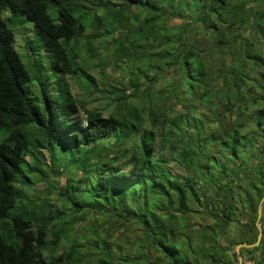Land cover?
<instances>
[{
    "label": "trees",
    "instance_id": "16d2710c",
    "mask_svg": "<svg viewBox=\"0 0 264 264\" xmlns=\"http://www.w3.org/2000/svg\"><path fill=\"white\" fill-rule=\"evenodd\" d=\"M161 2L0 0V264H89L82 250L90 247L103 249L108 264L113 261L104 242L73 243L64 257H46L67 231V213L38 208L25 192L33 178L46 176L47 168L65 178L57 195L65 198L73 222L81 221L75 215L87 209L139 227L141 251L130 261H145L153 252L158 258L153 264L236 263L235 247L256 242L257 206L264 195V0H167L172 10L173 5L187 8L190 22L176 36L181 48L162 54L160 65L173 58L177 98H183L185 108L188 103L207 109L210 117L204 121L216 126L208 128L186 111L163 118L158 138L154 122L153 129L144 127L142 113L130 102L142 92L134 82L131 95L115 89L109 116L95 110H85L84 120L78 115V101L63 75L79 74L92 93L99 92L93 77L75 62L78 41L87 38L90 25H99L98 12L108 26L98 38L120 30L131 7L151 15L138 21L125 40L116 39L115 60L121 62L129 52L126 42L137 47L132 38L172 41L156 30L161 17L151 14L164 10ZM192 26L213 35L207 52L213 54L207 56L212 67L187 37ZM24 28L31 32L24 48V57L33 61L30 70L14 47V30ZM40 52L48 62L43 79ZM223 54L233 56L229 64ZM250 74L259 83L255 78L249 85ZM35 81L38 88L32 89ZM145 112L149 119L155 116L150 105ZM127 157L129 168L122 171L115 164ZM171 162L183 175L174 176ZM262 208L261 241L240 250L243 264H264V203ZM195 217L201 224L189 226L187 220ZM239 218L244 230L227 247L230 225L242 223Z\"/></svg>",
    "mask_w": 264,
    "mask_h": 264
},
{
    "label": "rangeland",
    "instance_id": "374dc122",
    "mask_svg": "<svg viewBox=\"0 0 264 264\" xmlns=\"http://www.w3.org/2000/svg\"><path fill=\"white\" fill-rule=\"evenodd\" d=\"M161 6L164 10L158 13H151L161 17L156 22V30L159 31V29H162L164 36H168L172 41L167 44L164 43V40L162 41L160 39L156 42H148L140 37L132 38L131 40H133V43L136 44L137 47L133 48L130 44L131 42H126L125 45L129 52L125 58H122L123 61L121 62L115 60L113 44L116 42V39L125 40L126 36L129 35V31H132L134 27H136L138 21L142 22L151 15L142 9L131 7L127 13H124L125 17L121 20L122 28H120V30H117V32L111 36H102L98 38L95 37L96 34H102L108 29L106 17H104L105 14L98 12L99 14L97 17L100 19L99 25L96 28L90 25L85 35L87 38L84 37L78 41L77 58L75 62L78 67L83 68L93 77L99 92L92 93L87 82L80 77L79 74L63 75L70 85L71 93L78 101V115L82 120L85 118V110H95L100 112L104 117L114 113L113 101L116 99L115 89H122L126 91V95H131L132 88L130 86L134 82L139 84L142 92L137 98H132L130 102L133 107L138 108L142 113V117L145 120L143 124L144 127L152 128L151 123L152 121L154 122V129L157 132L156 135L158 138L162 131L163 118H172L175 115L186 114V111L188 114L199 117L203 121L204 126L208 128L216 126V124L204 121V119L206 120L210 117L207 109L195 107L194 105L188 106V103L185 108L183 105L186 103L181 101L183 98H177L176 83L174 80L175 66L174 64H170L173 62V58L169 57V60L166 61L168 64L164 66L162 64L160 65L163 59L162 54H175L177 53L175 50L181 48L178 47L176 36H178V34H184L190 22L188 16L190 11L187 8L186 10H181L173 5L174 9L172 10L168 7L167 0H162ZM7 17L8 13L2 14V19H6ZM137 18H139V20H137ZM27 23V27L31 25L29 22ZM29 29L30 28L14 30V47L22 56L23 63L27 70H30V66L33 62L24 57L26 40L31 37ZM187 37L192 41V45H199L198 48L200 49L199 51L202 57L209 66L212 67V62L210 64V59L207 56L211 55L212 57L213 54H207V52L210 45H212L213 35L192 26ZM87 42L90 43L89 47L87 46ZM221 57L229 64L233 56L231 54H223ZM39 58H41L43 65L42 71L40 72V77L43 79L48 75L46 69L48 62L42 52L37 56V60H39ZM159 65L163 66L164 69L161 68V70H159ZM213 68H208V71L211 73V71H214ZM255 78H257V82L259 83L260 79L255 74H250L251 82H249V85L254 83L253 80H255ZM29 86H31L32 89L38 88V82L35 81ZM149 105L152 106V110L155 114L151 119L147 117L145 112L146 107ZM111 149L113 153L116 152L115 148ZM41 154L45 162H48V153L43 151ZM170 157L169 153L164 155L167 161ZM125 163H129V157L119 159L115 165L120 170L127 171L129 166H124ZM169 164L174 176L177 175L178 177V175H183V170L176 163L171 162ZM46 170L47 172L44 178L32 179L34 182L33 186L25 193L32 201L31 203L38 208H43L44 210L59 209L67 213L64 219L68 224L65 226L67 231L64 237L60 238L55 248L52 246L49 247V251L45 254L49 260L60 256L64 257V254L73 243H80L79 245L83 247H90L92 243L98 242L100 245L104 242L107 245L109 243L110 255L113 258L111 264H153L157 262V254L153 252L146 255L145 261H130V259H133V257L137 256L141 251L139 249V241L141 240L140 237L142 233L137 225L109 219L107 214H95L87 209L80 210V212L75 215L77 218L82 217L81 221L73 222L72 216L74 215L69 210H66L69 206L65 198L57 195L58 191L63 189L65 185V178H56V175L52 174L50 169L47 168ZM239 219L242 223L234 221L230 225L228 239L225 244L227 247L228 240L236 239L238 235L241 234L242 230H244V219ZM187 221L189 223L188 225L193 227L201 224L200 220L196 217L190 218ZM35 228L37 229V227ZM48 240H53L51 232L48 233ZM105 251L108 253V246ZM82 252H84V257L87 256L86 259L90 262L89 264H100L98 260H104L106 264H108V258L105 256L106 252L101 248L90 247L86 251L82 250ZM232 252L233 248H231L229 254H232ZM63 261H65V259H63ZM227 264H238V261L235 263L231 260V262Z\"/></svg>",
    "mask_w": 264,
    "mask_h": 264
},
{
    "label": "water",
    "instance_id": "95a60500",
    "mask_svg": "<svg viewBox=\"0 0 264 264\" xmlns=\"http://www.w3.org/2000/svg\"><path fill=\"white\" fill-rule=\"evenodd\" d=\"M263 203H264V195L261 198V200H260V202H259V204L257 206V215H256V219H255V227L257 229L258 235H257L256 242L254 244H250V245L240 244V245H237L235 247V254L237 256L238 264H243L242 256L240 255V250L243 249V248L251 249V248L257 247L259 245L260 241H261L262 229H261V226H260V220H261V217H262Z\"/></svg>",
    "mask_w": 264,
    "mask_h": 264
}]
</instances>
